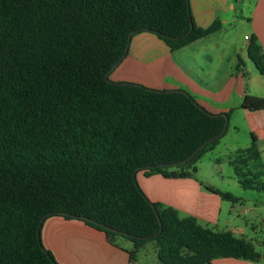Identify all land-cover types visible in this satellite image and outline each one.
I'll list each match as a JSON object with an SVG mask.
<instances>
[{
    "label": "trees",
    "instance_id": "1",
    "mask_svg": "<svg viewBox=\"0 0 264 264\" xmlns=\"http://www.w3.org/2000/svg\"><path fill=\"white\" fill-rule=\"evenodd\" d=\"M222 28L219 19L198 27L190 0H0V264H58L38 236L51 217L81 221L116 247L128 239L131 263L152 241L161 264L264 259L231 231L150 201L137 181L140 172L195 179L226 119L186 90L106 77L137 34L176 52ZM248 55L264 75L256 36ZM240 109L264 111V98L247 95ZM237 154L241 187L264 192V172L244 169L261 159L257 144Z\"/></svg>",
    "mask_w": 264,
    "mask_h": 264
},
{
    "label": "crops",
    "instance_id": "2",
    "mask_svg": "<svg viewBox=\"0 0 264 264\" xmlns=\"http://www.w3.org/2000/svg\"><path fill=\"white\" fill-rule=\"evenodd\" d=\"M190 5L198 27L206 28L219 19L222 30L176 52H171L154 34H137L131 40L127 56L109 79L158 90H186L210 113L233 114L249 95L244 58L250 59L248 44L253 36L258 38L264 56V0L255 1L249 18L238 10L236 0H190ZM240 27L250 32V36H245L248 41L245 49L232 35ZM234 98L239 101L234 102ZM241 110L249 118L256 113ZM137 181L154 203L172 207L178 213L182 210L198 223L216 219L214 201H219L218 195L206 193L196 178L167 179L160 174L147 177L140 172ZM41 240L58 264H135L129 261V250L111 245L104 233L78 220L46 219L41 226ZM211 264L252 263L219 258Z\"/></svg>",
    "mask_w": 264,
    "mask_h": 264
},
{
    "label": "rangeland",
    "instance_id": "3",
    "mask_svg": "<svg viewBox=\"0 0 264 264\" xmlns=\"http://www.w3.org/2000/svg\"><path fill=\"white\" fill-rule=\"evenodd\" d=\"M237 8L249 18L256 0H236ZM246 21H243L245 24ZM234 41L245 49L250 32L244 27L233 31ZM247 74L249 96L264 98V75L258 72L255 64L244 58ZM111 80V79H110ZM112 81V80H111ZM114 82V81H112ZM234 102L239 101L234 98ZM244 111L237 108L229 117L227 132L215 150L206 153L197 163L196 179L206 193L215 195L211 190H219L231 194L236 201L223 200L219 195L214 201L216 219L213 222L199 220L203 227L214 231H231L236 237L245 239L256 251L264 254V192L246 190L241 187L235 172L234 161L238 150L251 147L255 142L261 152V159L252 161L246 171L264 172V111L252 113L246 117ZM264 181V177H263ZM217 195V194H216ZM180 218H189V214L180 210ZM242 229V232L239 230ZM118 246L127 250L133 249L131 241L125 238L118 240ZM156 242H148L136 255L135 264H161L157 257ZM252 264H264L260 261H250Z\"/></svg>",
    "mask_w": 264,
    "mask_h": 264
},
{
    "label": "water",
    "instance_id": "4",
    "mask_svg": "<svg viewBox=\"0 0 264 264\" xmlns=\"http://www.w3.org/2000/svg\"><path fill=\"white\" fill-rule=\"evenodd\" d=\"M113 70H114V69H113ZM113 70L109 71V72L107 73L106 77H109L110 73H111ZM220 115H221L223 118L226 119V125H228L229 117H228L226 114H220ZM202 148H203V147H202ZM202 148H201V149H202ZM195 155H196V153H195L193 156H195ZM155 210H156V209H155ZM156 215H157V217H158V219H159L160 227L162 228L161 219H160V216H159V213L157 212V210H156ZM41 226H42V223H41V225H40L39 228H38V236H41Z\"/></svg>",
    "mask_w": 264,
    "mask_h": 264
}]
</instances>
